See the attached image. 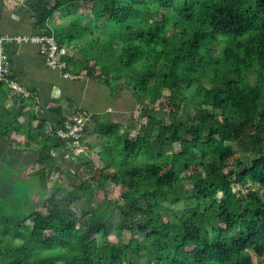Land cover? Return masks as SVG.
Listing matches in <instances>:
<instances>
[{
  "label": "trees",
  "instance_id": "obj_1",
  "mask_svg": "<svg viewBox=\"0 0 264 264\" xmlns=\"http://www.w3.org/2000/svg\"><path fill=\"white\" fill-rule=\"evenodd\" d=\"M24 7L66 48L67 69L128 112L79 108L91 114L86 140L97 134L99 159L65 179L53 152L64 139L33 129L26 109L14 114L12 88L0 81V128L39 145L32 174L47 189L45 178L60 171L52 180L62 193L0 216L1 264H256L253 252L264 263V0ZM117 87L129 93L118 99ZM108 184L123 186L119 197Z\"/></svg>",
  "mask_w": 264,
  "mask_h": 264
},
{
  "label": "crops",
  "instance_id": "obj_2",
  "mask_svg": "<svg viewBox=\"0 0 264 264\" xmlns=\"http://www.w3.org/2000/svg\"><path fill=\"white\" fill-rule=\"evenodd\" d=\"M5 34L37 36L45 33L36 27L34 19L24 7V0H0V37ZM7 45L12 58V73L27 87L37 91L36 95L20 100L18 93L12 89L7 104L16 115L19 110L26 109L21 118H26L33 129L45 136L52 135L79 108H89L95 116L106 113L108 118H112L113 113H127V109L114 106L109 93H106L99 82L66 77L59 67L52 66L40 42L13 39ZM34 113L36 118H33ZM93 141L94 139L90 143L93 144ZM82 142L78 158L82 155L86 157L85 161L94 158L95 151L88 146L89 142L86 139ZM53 152L60 158L63 169L69 170L65 166L66 159L73 157L68 155L64 146L55 148ZM38 153L39 145L32 142L26 134L18 135L14 132L10 139L0 128V200L9 196H14L15 200L21 195L18 188L25 182L30 187V193H27L29 199L24 203L25 209L37 208L39 203L45 202L53 194L51 174L45 178L49 186L47 189L43 187V179L32 174L41 166L36 160ZM30 205L35 207L30 209Z\"/></svg>",
  "mask_w": 264,
  "mask_h": 264
},
{
  "label": "built area",
  "instance_id": "obj_3",
  "mask_svg": "<svg viewBox=\"0 0 264 264\" xmlns=\"http://www.w3.org/2000/svg\"><path fill=\"white\" fill-rule=\"evenodd\" d=\"M13 39H32L41 43L42 50L49 56L52 66L59 67L66 77H77L67 69V61L63 59L66 48L61 47L53 36L43 34L37 36L9 35L0 37V81H7L9 86L24 98L36 95L37 91L27 87L18 77H11L12 58L8 50V41ZM91 121V114L78 109L59 125L56 132L64 139V148L68 155L78 158L85 135V126Z\"/></svg>",
  "mask_w": 264,
  "mask_h": 264
},
{
  "label": "rangeland",
  "instance_id": "obj_4",
  "mask_svg": "<svg viewBox=\"0 0 264 264\" xmlns=\"http://www.w3.org/2000/svg\"><path fill=\"white\" fill-rule=\"evenodd\" d=\"M112 92L115 95L118 96V99H120V98H122L121 96L125 97L126 96L125 94L129 93V89H124L123 88L121 90L119 87H117ZM132 108L133 109L129 110V111H134L136 113V115L140 114L139 106L135 105ZM127 112H128V110H127ZM102 117L107 118L108 116L107 115H103ZM90 124L93 125L91 121H90ZM84 139H86V134H85V137H83V140ZM97 140H98V137H97V134H96V136L94 138V141H93V144H92V146H93L92 149L94 151H95V149H99L100 148V144H99V142ZM96 144H97V146H96ZM93 155H94V158H88V159L93 160L94 163L96 164V162L98 161L99 157L96 154V152ZM79 157L80 158H68L67 157L65 166H66V168H69V171L64 176L65 179H67L73 173H76L77 171H79L82 176H85V170H84L85 166L82 165V162L85 161L86 157H83V155L79 156ZM250 161H251L250 159L246 158V164L247 165H250ZM59 174H60V171L59 172L57 171L56 173L54 172V176L51 177V178L52 179L59 178ZM28 184H29L28 182H25V183H23V186L20 189L18 188V190L21 191V195L19 197H17L15 200H14V196H9L7 198H4V199L0 200V209H1L0 216H2L3 214H11V213L20 215L22 212H29V209H25V206L23 207V203L26 202L25 200L29 199L27 193H30V187H29ZM110 185L111 184H108V187L110 188V190H109L110 191V195L112 197L113 196L114 197H119V195L121 193V190L123 189V186L115 185V187H113L112 185L111 186ZM53 186H51L52 189L54 190L53 194L56 195V196H61L62 193L59 192L57 189H55ZM16 191H17V188H16L15 192ZM103 196H104L103 192H99L98 193V197L99 198H102ZM43 204H44V201H42V203H39L38 206H41ZM28 207L30 209H32L35 206L34 205H30ZM118 222H119V217H114L113 219H110V224L113 226V230L116 228ZM112 235H114V234H112ZM253 257H254V260L256 261V264H264L263 262L260 261L259 257L257 256V254L255 252H253ZM1 263H2V261H0V264Z\"/></svg>",
  "mask_w": 264,
  "mask_h": 264
}]
</instances>
